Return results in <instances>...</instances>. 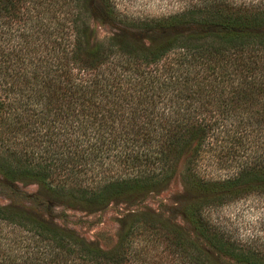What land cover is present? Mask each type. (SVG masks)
<instances>
[{"label":"trees","instance_id":"1","mask_svg":"<svg viewBox=\"0 0 264 264\" xmlns=\"http://www.w3.org/2000/svg\"><path fill=\"white\" fill-rule=\"evenodd\" d=\"M93 1L0 0V28L24 26L7 46L0 30V181L95 211L177 178L190 231L135 210L102 250L0 204V264H264L261 244L210 216L264 194V0H197L100 40L89 31ZM41 18L61 21L63 34L51 38ZM204 156L228 174L206 176Z\"/></svg>","mask_w":264,"mask_h":264},{"label":"rangeland","instance_id":"2","mask_svg":"<svg viewBox=\"0 0 264 264\" xmlns=\"http://www.w3.org/2000/svg\"><path fill=\"white\" fill-rule=\"evenodd\" d=\"M197 0H107L112 7V13H105L102 1L94 0V10L89 18V31L94 39H104L119 29L128 33H136L140 22H149L183 10ZM235 3L249 0H232ZM254 1V0H253ZM55 18H41L40 24L46 28L51 38L63 34L61 21ZM31 28H36L33 21L26 22ZM134 23V24H133ZM26 26V24H25ZM137 26V27H136ZM24 29L23 22L6 23L0 28L4 31L2 43L11 45L18 39V33ZM143 35H150L148 32ZM140 36V37H141ZM1 39V37H0ZM9 40V41H8ZM62 44L60 45V47ZM209 154V152H208ZM202 169L206 176L221 178L228 170L217 165L214 158L204 156ZM177 178L157 192L148 193L136 204L110 202L101 209L88 211L70 204H60L47 198V193L35 183L13 182L2 184L0 181V204H12L32 213H36L59 227L73 230L78 236L90 243L96 244L102 250L115 246L117 232L125 215L135 210L151 211L167 218L172 223H178L190 231L186 222L178 214L179 205L185 198ZM212 219L230 236L240 241L259 243L264 247V194H254L228 204L210 209ZM191 233V232H190ZM221 264H235L234 261L221 258Z\"/></svg>","mask_w":264,"mask_h":264}]
</instances>
